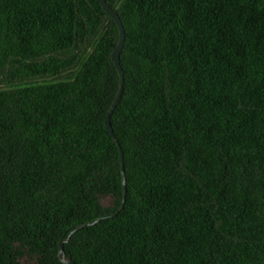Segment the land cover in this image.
Segmentation results:
<instances>
[{"label": "trees", "instance_id": "1", "mask_svg": "<svg viewBox=\"0 0 264 264\" xmlns=\"http://www.w3.org/2000/svg\"><path fill=\"white\" fill-rule=\"evenodd\" d=\"M105 1L125 189L117 25L0 0V264H264V0Z\"/></svg>", "mask_w": 264, "mask_h": 264}, {"label": "water", "instance_id": "2", "mask_svg": "<svg viewBox=\"0 0 264 264\" xmlns=\"http://www.w3.org/2000/svg\"><path fill=\"white\" fill-rule=\"evenodd\" d=\"M99 3L101 4L103 10L111 17V19H113V21L115 22V24L117 25V28H118V40H117V43L115 45V47L112 49L111 51V59L114 63V65L116 66L117 68V71L119 73V87H118V90L116 92V95L105 115V118H104V123H105V127L107 129V131L110 133V135L113 137V139L115 140V142L117 143L118 147H119V151H120V169H121V172H122V183H123V186H124V189H125V172H124V160H123V152L121 150V147L119 145V142L117 140V138L114 136L113 134V131H112V127H111V124H110V115L113 111V109L115 108L119 98H120V95H121V92H122V87H123V71L121 69V66H120V61H119V52L123 46V43H124V39H125V32H124V27H123V24L121 22V19L118 15V13L105 1V0H99ZM124 196H125V191L123 193V196H122V201L118 207V209L109 214L108 217H112L114 215H116L118 213V211L120 209H122L123 205H124ZM104 218L103 217H99V218H96V219H93L87 223H82L78 226H76L73 230L70 231L69 235L70 236L74 231L78 230L80 227L88 224V225H92L94 223H96L98 220ZM63 241L60 242V252L63 251ZM67 263L69 264H74V262L71 260V259H64Z\"/></svg>", "mask_w": 264, "mask_h": 264}, {"label": "rangeland", "instance_id": "3", "mask_svg": "<svg viewBox=\"0 0 264 264\" xmlns=\"http://www.w3.org/2000/svg\"><path fill=\"white\" fill-rule=\"evenodd\" d=\"M103 202H104V203H107V202H108V199H105Z\"/></svg>", "mask_w": 264, "mask_h": 264}]
</instances>
